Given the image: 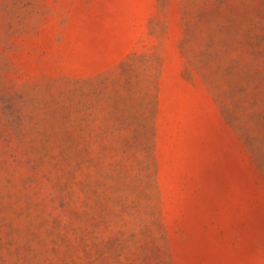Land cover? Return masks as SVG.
Returning <instances> with one entry per match:
<instances>
[{
  "label": "rangeland",
  "instance_id": "rangeland-1",
  "mask_svg": "<svg viewBox=\"0 0 264 264\" xmlns=\"http://www.w3.org/2000/svg\"><path fill=\"white\" fill-rule=\"evenodd\" d=\"M0 264H264V0H0Z\"/></svg>",
  "mask_w": 264,
  "mask_h": 264
}]
</instances>
